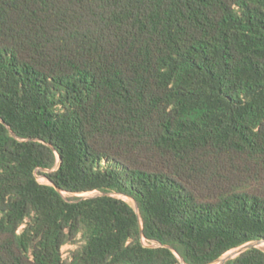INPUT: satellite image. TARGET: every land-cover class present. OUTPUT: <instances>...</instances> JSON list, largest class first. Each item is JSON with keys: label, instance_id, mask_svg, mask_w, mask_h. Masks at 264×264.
<instances>
[{"label": "trees", "instance_id": "trees-1", "mask_svg": "<svg viewBox=\"0 0 264 264\" xmlns=\"http://www.w3.org/2000/svg\"><path fill=\"white\" fill-rule=\"evenodd\" d=\"M255 241L264 0H0V264H213Z\"/></svg>", "mask_w": 264, "mask_h": 264}, {"label": "rangeland", "instance_id": "rangeland-1", "mask_svg": "<svg viewBox=\"0 0 264 264\" xmlns=\"http://www.w3.org/2000/svg\"><path fill=\"white\" fill-rule=\"evenodd\" d=\"M37 179H38L39 182L42 183V184H48V183H49L48 180H47L44 176H41V175H39V174H37ZM95 195H97V194H96V193H87V194H80V195H77V197H83V198H86V197H93V196H95ZM64 196L67 197V196H73V195L64 194ZM115 196L124 199V200L127 201L129 204H131L132 206L135 205L134 200L131 199V198L124 197V196H121V195H115ZM82 244H83V242H82V238L80 237V238H78V240H77L74 244H67V245H65V246L63 247V249H62L63 258H64V259H68V258L70 257V255H71V252L74 251L76 248H78V247H79L80 245H82ZM261 248L264 249V246L261 245ZM231 252H233V251H231ZM231 252H229L227 255H229ZM213 264H217V262H216V263H213Z\"/></svg>", "mask_w": 264, "mask_h": 264}, {"label": "water", "instance_id": "water-1", "mask_svg": "<svg viewBox=\"0 0 264 264\" xmlns=\"http://www.w3.org/2000/svg\"><path fill=\"white\" fill-rule=\"evenodd\" d=\"M7 127H8V129H9V131L11 132L12 136L18 139V137H17V136L11 131V128H10L9 126H7ZM60 163H61V162H60ZM57 190H58L60 193H62L61 190H60L59 188H58ZM134 202H135V201H134ZM133 208L135 209V211L138 212L139 208H138V205H137L136 202H135V205L133 206ZM262 243H264V241H255V242H251V243H249V244H246V245H244V246H242V247H240V248L234 250V251H233V252H234L233 254H230V255H227V254H226V255H224L223 257H221L220 259H218L216 262H217V264H226V263L229 262L230 260H232V259L236 258L237 256L241 255L242 253L246 252L247 250H250V249H252V248H259V247H261ZM216 262H215V263H216ZM182 263L185 264V263L183 262V260H182Z\"/></svg>", "mask_w": 264, "mask_h": 264}, {"label": "bare ground", "instance_id": "bare-ground-1", "mask_svg": "<svg viewBox=\"0 0 264 264\" xmlns=\"http://www.w3.org/2000/svg\"><path fill=\"white\" fill-rule=\"evenodd\" d=\"M262 245L264 246V243H262ZM233 253H234V252H231L230 254H233ZM230 254H229V255H230Z\"/></svg>", "mask_w": 264, "mask_h": 264}]
</instances>
